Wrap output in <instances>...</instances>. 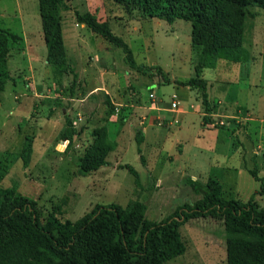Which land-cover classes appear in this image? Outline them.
<instances>
[{"label":"rangeland","instance_id":"374dc122","mask_svg":"<svg viewBox=\"0 0 264 264\" xmlns=\"http://www.w3.org/2000/svg\"><path fill=\"white\" fill-rule=\"evenodd\" d=\"M65 3L61 19L68 61L79 75L75 86L72 75L47 62L39 0H0V25L16 36L8 59L10 79L0 99V187L16 186L37 202L43 218L55 211L63 222H76L97 205L125 208L135 201L146 205L148 220L163 221L202 198L189 178L201 183L215 178L223 185L224 198L253 199L264 208V11L251 8L246 18L243 39L252 60H221L218 71L207 69L203 74L210 85L224 84L229 92L226 106L215 103V116L203 126L201 93L192 91L178 107L187 115L173 113L169 119L160 111L151 127L148 108L157 103L170 109L173 94L180 98L174 82L196 76L202 50L192 44L191 23L143 17L113 0ZM77 13L109 22L111 31L132 49L138 66L150 72L132 69L123 50L80 24ZM156 68L165 71L170 84ZM208 94L216 100L210 88ZM68 118L76 132L72 144L65 138L71 131ZM103 126H109L116 140L109 166L83 175L79 159L93 144L95 130ZM144 127L146 166L136 141ZM27 136L34 137V151L25 168L20 154ZM182 146L192 165H199L178 173L174 157ZM126 164L139 173L138 185L123 169ZM166 170L173 176L169 173L159 181L158 174ZM253 170L260 182L252 177ZM181 234L187 251L166 264H227L223 218L191 220L181 227Z\"/></svg>","mask_w":264,"mask_h":264},{"label":"trees","instance_id":"16d2710c","mask_svg":"<svg viewBox=\"0 0 264 264\" xmlns=\"http://www.w3.org/2000/svg\"><path fill=\"white\" fill-rule=\"evenodd\" d=\"M113 1L130 11H138L143 17L169 24L177 20L191 23V41L201 47V61L195 67V77L185 82L176 80L175 84L201 93L204 120L208 122L214 106L209 101L208 83L202 73L209 53L213 51L216 59L229 63L250 62L251 53L243 39L246 18L251 8L264 11V0ZM66 7L65 0H39L47 62L59 72L72 75L75 86L79 75L68 61L61 19L62 8ZM77 19L91 32L122 49L132 69L150 72L149 68L138 66L132 49L111 31L109 22L90 13H77ZM15 39L14 34L0 25V99L10 79L8 59ZM212 61L213 58L210 66L214 65ZM155 70L165 83H171L163 69ZM67 123L71 131L65 138L72 144L76 132L69 118ZM94 137L93 144L79 159L83 175L109 166L107 158L116 148L109 126L95 130ZM136 141L140 160L146 166L142 131H138ZM33 151L34 137L27 136L20 154L25 168L30 166ZM123 169L134 175L138 185L139 173L129 164ZM250 173L256 181H261L256 170ZM188 183L202 198L160 222L147 219V207L141 201L125 208L116 203L97 205L76 222L61 221L55 211L43 218L37 202L24 196L16 186L0 187V264H166L187 251L181 227L205 217L224 220L227 264H264V208L253 199L242 202L224 198L222 183L212 177L206 183L192 179Z\"/></svg>","mask_w":264,"mask_h":264},{"label":"crops","instance_id":"0c3cea01","mask_svg":"<svg viewBox=\"0 0 264 264\" xmlns=\"http://www.w3.org/2000/svg\"><path fill=\"white\" fill-rule=\"evenodd\" d=\"M63 34H64V31H63ZM64 40H65V36H64ZM66 43V42H65ZM197 47V49H201V47L200 46H196ZM199 49V51H201ZM199 58H201V55H200V57ZM214 59V65L213 66H210V61H211V59ZM221 60H218V59H216L215 58V55H214V53H213V51H210V53H209V58H208V60H207V62H206V66H205V68H204V70H203V73H202V78H203V74H204V72H205V70H207V69H214V70H216V71H218L217 69H218V65H219V62H220ZM199 63V62H198ZM198 63H197V65H198ZM197 65H195V67L197 66ZM215 71V72H216ZM191 79V78H190ZM189 79V80H190ZM204 79V78H203ZM206 80V79H205ZM186 81V80H185ZM185 81H183V82H185ZM207 81V83H208V88H210L211 89V93H212V96H215V98H216V100L214 101V99H212V97H209V101L212 103V105L214 106V104L216 103V105L217 104H219L220 105V107H224V106H226V103L228 102V99H229V92L226 90V88H225V86H224V84H222V86H219L218 84H209V81L208 80H206ZM175 83V82H174ZM192 91H197V90H192V89H190L189 87H184V86H180V85H177L176 84V90H175V92H177L179 95H180V98H179V96L177 95V94H173V97L174 96H177L178 97V100H179V102H180V105L179 106H182V103L185 101V100H187L188 99V97L190 96V93H192ZM198 92V91H197ZM210 94H208V96H209ZM150 96L151 97H155V95H154V92H152L151 91V93H150ZM199 97H201V95L199 96ZM173 98L171 99V101H170V109H167V108H165V107H163V108H161V107H157L156 105H157V103H156V105H154V106H150L149 108H148V110L150 111V112H148V114H151V116L148 118V120H147V123H149V125L152 127V126H154V124H153V118H156L159 114H161L160 113V111H163V112H165L164 114H163V116L164 117H166V118H169L170 119V114H176V115H187V111L184 109V111H180L179 109H178V107L179 106H177V107H174L173 106ZM159 103V105H162V102H158ZM171 104H172V106H171ZM172 107L174 108V109H172ZM180 108V107H179ZM182 108V107H181ZM180 108V109H181ZM171 111V112H167V111ZM202 111V115L204 116L205 115V111H204V109H202L201 110ZM213 116H215V113L213 112L209 117L211 118V117H213ZM153 120V121H152ZM211 120V119H210ZM112 121V120H111ZM204 119H203V123H202V125L204 126ZM175 122H179L178 120H176ZM206 127V126H205ZM206 128H208V127H206ZM140 131V130H139ZM143 131L144 132H142L143 133V135H144V138H145V141H144V143L146 142V131H145V127L143 128ZM143 146V145H142ZM182 149H181V151H179L178 152V154H176L175 153V157H174V162H175V165H176V167L174 168V170H176L178 173H182L183 171H185L184 169H189V170H192L191 169V167H196V166H198L199 164H197L196 166H193L192 165V163H194V161L192 162V161H190V158H191V156H188V154H187V149L185 148V147H181ZM188 162H190V164H188ZM107 168V167H106ZM171 169V168H170ZM164 170V168L161 170V171H163ZM102 171V170H101ZM160 171V172H161ZM169 173H170V175H169ZM167 175H169V177H171V176H173V174H172V170L170 171H165V173H162V174H158V176H159V181H163L164 180V178L165 177H167ZM175 176H176V174H175ZM177 177V176H176ZM189 179H192V180H194V181H197L196 180V178L195 179H193V178H189ZM188 179V180H189Z\"/></svg>","mask_w":264,"mask_h":264},{"label":"built area","instance_id":"2783aa9c","mask_svg":"<svg viewBox=\"0 0 264 264\" xmlns=\"http://www.w3.org/2000/svg\"><path fill=\"white\" fill-rule=\"evenodd\" d=\"M180 105V102H179V100H178V97L177 96H174L173 97V106L174 107H177V106H179Z\"/></svg>","mask_w":264,"mask_h":264}]
</instances>
